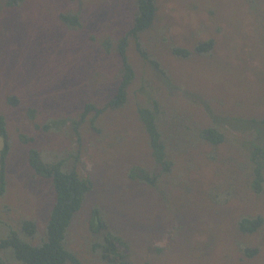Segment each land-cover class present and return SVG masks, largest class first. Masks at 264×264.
<instances>
[{
  "label": "rangeland",
  "instance_id": "374dc122",
  "mask_svg": "<svg viewBox=\"0 0 264 264\" xmlns=\"http://www.w3.org/2000/svg\"><path fill=\"white\" fill-rule=\"evenodd\" d=\"M156 8L152 25L134 37L136 0H23L11 10L0 0L7 147L0 239L24 220L36 224L32 244L45 237L55 193L30 167V151L64 172L72 166L67 157L78 154L91 189L66 248L83 264L107 263L90 247L94 210L126 242L120 251L131 264H264V224L250 236L234 229L241 216L264 218V189L257 196L249 189L243 147L253 136L243 123L264 119V0H156ZM63 14L79 24L63 22ZM207 40L213 50L196 53ZM123 41L133 72L127 101L82 119L87 104L102 108L116 93ZM175 49L191 54L182 58ZM139 108L157 110L169 171L154 157ZM207 128L225 141L209 145ZM142 169L156 182L141 181ZM245 246L259 249L255 259L242 257ZM0 258L19 264L10 250Z\"/></svg>",
  "mask_w": 264,
  "mask_h": 264
},
{
  "label": "trees",
  "instance_id": "16d2710c",
  "mask_svg": "<svg viewBox=\"0 0 264 264\" xmlns=\"http://www.w3.org/2000/svg\"><path fill=\"white\" fill-rule=\"evenodd\" d=\"M23 0H3L6 3V9H16ZM137 18L130 34L136 37L140 32L148 29L156 15V0H136ZM13 11V10H12ZM63 22L70 26L78 25L79 21L76 15L63 14L60 16ZM119 47V53L123 64V73L117 87L116 93L111 100L102 108L87 104L81 118L85 119L90 112L97 116L105 110L117 109L122 107L127 101V89L133 80V72L125 57L126 41ZM214 41L207 40L195 47L198 54L208 53L213 50ZM173 53L179 57L187 58L191 52L186 49H175ZM157 106V105H156ZM156 109L139 108L138 114L144 122L146 130L150 137V145L153 149L154 157L157 161H163L164 171H169L171 162L165 160L164 145L157 128V119L154 114ZM250 123H243L248 128L253 129V136L243 144L247 159L251 166L249 174V189L254 195H260L264 189V119L260 121L251 119ZM203 140L212 147L219 146L225 141L224 135L218 129L207 128L202 131ZM0 135L6 137L3 122L0 118ZM31 140V139H26ZM7 147L2 151L1 170L4 167V156H6ZM70 157V155H69ZM72 166L65 172L62 171L60 162L41 163L36 152L30 151L29 164L33 168L36 176H42L52 181L55 199L49 212L45 225V237L37 244L30 241L36 237L37 227L33 221L24 220L21 222V230L15 232L10 230L8 234L0 239V251L10 250L14 259L19 264H83L79 258L66 248L68 230L72 224L75 215L79 212L84 202L85 196L91 189V182L78 172L79 155L74 154ZM134 169L132 170V172ZM140 180L143 182H156V177H152L145 170H140ZM6 192V182L0 176V197ZM264 224V218L261 215L241 216L234 224V229L240 236H250L256 233ZM89 234L95 238L90 245L91 249L101 252V259L107 260L106 264H131L126 253L120 251V248L127 249L126 242L116 234H113L104 224L97 210H94L88 219ZM242 257L246 259H255L259 254L258 248L243 247ZM0 264L6 262L0 258Z\"/></svg>",
  "mask_w": 264,
  "mask_h": 264
},
{
  "label": "water",
  "instance_id": "95a60500",
  "mask_svg": "<svg viewBox=\"0 0 264 264\" xmlns=\"http://www.w3.org/2000/svg\"><path fill=\"white\" fill-rule=\"evenodd\" d=\"M5 147V141L4 138L0 135V171H1V159H2V151Z\"/></svg>",
  "mask_w": 264,
  "mask_h": 264
}]
</instances>
